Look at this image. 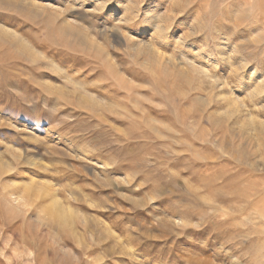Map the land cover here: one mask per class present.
Wrapping results in <instances>:
<instances>
[{"label": "rangeland", "instance_id": "374dc122", "mask_svg": "<svg viewBox=\"0 0 264 264\" xmlns=\"http://www.w3.org/2000/svg\"><path fill=\"white\" fill-rule=\"evenodd\" d=\"M0 264H264V0H0Z\"/></svg>", "mask_w": 264, "mask_h": 264}, {"label": "bare ground", "instance_id": "6f19581e", "mask_svg": "<svg viewBox=\"0 0 264 264\" xmlns=\"http://www.w3.org/2000/svg\"><path fill=\"white\" fill-rule=\"evenodd\" d=\"M102 6V5H101ZM149 9V8H148ZM140 15V14H139ZM67 23V22H66ZM12 29V28H11ZM11 29H9V28H7V27H3L2 28V31L5 33V32H7V33H10L11 35H13V36H16L17 37V34H16V31H14V30H11ZM8 167H10V166H8ZM51 215L53 216V217H59L60 219H63L64 220V218H63V213H62V211L59 209V208H57V209H55L54 211H52V213H51Z\"/></svg>", "mask_w": 264, "mask_h": 264}]
</instances>
